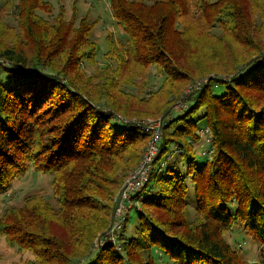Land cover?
Masks as SVG:
<instances>
[{
	"label": "trees",
	"instance_id": "1",
	"mask_svg": "<svg viewBox=\"0 0 264 264\" xmlns=\"http://www.w3.org/2000/svg\"><path fill=\"white\" fill-rule=\"evenodd\" d=\"M58 4L0 5V196L31 171L52 189L6 207L0 236L24 264H263L264 0H109L102 56L98 20ZM135 117L162 121L160 152L111 243L151 138Z\"/></svg>",
	"mask_w": 264,
	"mask_h": 264
},
{
	"label": "rangeland",
	"instance_id": "2",
	"mask_svg": "<svg viewBox=\"0 0 264 264\" xmlns=\"http://www.w3.org/2000/svg\"><path fill=\"white\" fill-rule=\"evenodd\" d=\"M2 1L3 0H0V5ZM46 1L52 2L56 7H58L59 5L58 3L64 4L68 11V18L71 16L73 8L76 7L79 13V17L89 14L92 21L98 20L97 26L93 33V38L99 44V52L101 56L107 50L106 38L108 37V35L110 33H113L116 38L122 35L121 30L116 26L113 20L109 0H92L93 5L87 3L86 0H46ZM55 12H57V10H55ZM9 18L10 17H7V19ZM88 71H89L88 73L90 72L92 73L94 70L93 68H90L88 69ZM206 79H199L196 80V82H193L194 84L185 91L184 95H187L192 89L197 90L201 88L202 84L207 81ZM184 95L183 98L179 100L176 105V108L180 112L182 111L181 109L185 104ZM133 120L137 122L141 121V119H137L136 117ZM202 159L205 160V158ZM122 188L123 187H121L116 198L118 204H120L119 199ZM51 190L52 189L50 185L49 176L43 174H37L31 171L28 174H26L24 177H22L20 180L16 181L7 194L0 196V214L4 209H6V207L21 205L23 199L31 194L41 193L48 200H52ZM134 204H136V202H133L132 200V202L129 203L130 207H127L125 205L126 207L123 208L120 214L117 213V209H119L120 205L117 207L114 215L115 223L106 236V240L108 242L117 243L116 229H119L117 228V226H120V228L121 227L126 228L128 237L134 234L137 227V215L135 211L132 210L134 209L135 206ZM136 206H138V204H136ZM124 215L126 216L125 221L123 218ZM127 217H128V221H127ZM110 234L113 236V238L111 239L109 238ZM230 242L241 244L243 257L248 262L260 263L261 260H263L259 245L252 242V240L247 238L245 234L242 233L241 231L235 232L232 235V239L230 240ZM29 258H31V256L28 253H21L16 247L15 248L10 247L5 240V237L0 236V264H24L25 260Z\"/></svg>",
	"mask_w": 264,
	"mask_h": 264
},
{
	"label": "built area",
	"instance_id": "3",
	"mask_svg": "<svg viewBox=\"0 0 264 264\" xmlns=\"http://www.w3.org/2000/svg\"><path fill=\"white\" fill-rule=\"evenodd\" d=\"M136 123L140 126V128L149 132L151 134V138L139 166L126 179L123 185L120 195V207L117 209L118 214H120L123 208L126 207V203L131 202V198L134 194L147 186L153 171L155 159L160 152L159 144L162 136V121L147 120L138 121ZM117 227L120 228V226ZM109 238L111 239L113 236L110 234Z\"/></svg>",
	"mask_w": 264,
	"mask_h": 264
}]
</instances>
